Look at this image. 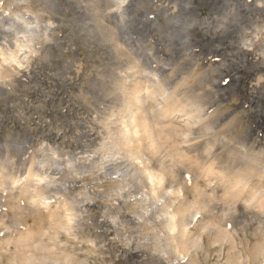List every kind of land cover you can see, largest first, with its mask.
<instances>
[{"label": "bare ground", "instance_id": "obj_1", "mask_svg": "<svg viewBox=\"0 0 264 264\" xmlns=\"http://www.w3.org/2000/svg\"><path fill=\"white\" fill-rule=\"evenodd\" d=\"M143 1L93 0L94 3H103L105 6L108 23L113 24L112 29L118 31L121 38L115 46L124 50L121 51L126 56L123 57L124 53L120 55L126 57L128 63L124 61L120 64L123 65L122 68L117 65L119 73L114 75L115 78H109L117 83L112 89L108 86V90L101 91L102 98L99 96L102 93L96 97L92 91L93 99L99 102H93L96 118L92 125L89 124L90 129L82 123L75 125L72 122L78 129V134L74 137L78 147L75 148H81L82 151L64 150L66 145L62 149L54 139L50 143L41 142L38 146V142L35 143L36 140L28 132L24 141L20 139L19 133L0 134V264H3L4 249L13 244L10 242L13 236L18 237H14L16 244L28 249L35 245L37 231L40 236L51 234L55 241L63 234L70 239L78 238L77 230L88 219L87 216L92 212L90 208L104 204V219L100 223L106 221L102 226L103 230L110 232L112 229L116 234L112 241L118 240L124 245L126 257L143 253L147 260L154 258L157 262L155 264H162L161 258L172 264H180L187 259L186 263L196 264L193 255L197 256L200 251L205 250V234L213 231L215 235L210 239V247L222 246L226 242L232 246L237 244L231 231L243 224L234 212L240 205L244 206V210L252 209L264 216V149L261 146V150L256 151L247 145H240L242 152L229 150L228 155L235 164L227 166L225 170L213 158V149L216 140L226 129L221 126V122L212 120L221 99L219 96H224V92H215L214 88H234V72L239 64L247 63L252 66L249 77L257 81L251 86L252 99L254 103L264 106V0H199L201 5L208 6L209 15L197 9L201 7L196 4L198 0H164L166 4H158V8L152 10L145 7L148 5H144ZM146 1L151 6V2H154V7L158 3L157 0ZM30 2L31 0H0V94L6 93L3 86L6 89L8 84L11 86L16 80L20 81L21 71L35 65L34 61L46 46L42 45L43 42L51 39L56 27L53 22H45L41 12L25 7L21 9L23 5L29 6ZM161 15L168 24L165 35L159 33ZM153 31L155 33L152 37L146 39L148 33ZM111 32L110 37L113 39L116 36ZM196 33L203 38H220V45L214 53L221 54L222 61L215 70L206 72L207 76L204 75L197 81L196 90L191 93L186 89L195 71L182 72L176 76V64H172L174 57L171 54L169 58L165 56L169 60L163 63V54L159 57L155 49L158 50V46H173V51L181 57L194 56ZM145 43L150 48L155 47V53H146ZM71 46L68 44L66 50L74 53L75 48ZM108 48L109 53L114 55L113 48ZM230 57L232 59H228ZM237 58L239 62L236 61ZM228 62L232 64L229 65ZM41 65L43 67L42 63ZM76 67L77 64L70 61L61 69L58 68L60 72L56 74V83H64L65 72H72ZM29 79L28 76L23 77V81ZM39 84L42 83L39 81ZM203 85L206 86V91L215 92L209 102L211 106L206 105L202 93L196 92ZM32 97L27 95V99ZM50 99L52 100L51 97ZM255 114V124L259 128H250L246 141L252 142V132L261 133L262 140L258 142L262 145L264 111H255ZM96 131L97 136L95 134L94 139L90 138ZM66 139L69 138L65 137V141ZM256 144L257 142L252 147L255 148ZM189 177L205 179L211 192L209 198L204 199L205 194L201 191L199 182L194 181L189 186ZM77 188L79 191L74 194ZM220 190L223 193L218 197ZM191 194L194 195L193 200L190 199ZM23 203L35 213L38 212L35 217L39 230L35 233L34 230H29L31 227L23 233L17 231L25 217L21 219V215L16 214V208L20 210ZM212 203L213 207L210 208ZM218 206L228 213L216 214ZM208 209L211 210L209 220L204 218L208 221H203L195 232L197 219ZM226 217L228 218L225 219ZM259 223L263 225L264 219ZM243 229L247 230V226ZM61 241L63 242L62 239ZM85 241L89 243V247L96 246L93 239ZM31 248L27 255L22 254L21 257L16 253L14 262H10L29 264L37 260L35 262L43 264L44 260L51 261L47 260L48 255L39 257L33 254L35 252L30 251ZM150 248L153 250L148 253ZM59 258L56 260L60 261ZM247 258L250 264H264V239L255 247L251 257ZM238 263L242 264L241 258Z\"/></svg>", "mask_w": 264, "mask_h": 264}, {"label": "rangeland", "instance_id": "obj_2", "mask_svg": "<svg viewBox=\"0 0 264 264\" xmlns=\"http://www.w3.org/2000/svg\"><path fill=\"white\" fill-rule=\"evenodd\" d=\"M157 1L158 3L157 4L155 3L156 5L155 7H154V2H151V4L153 3L152 6L149 5L146 0H144L143 3L144 5H148L145 7H148L149 9L151 8V10L152 8L156 9L158 4L159 5L163 3L166 4V1L164 0H157ZM30 3L31 4H29V6L23 5L21 9L23 10L25 8H30L35 12L37 11L41 12L43 14L42 18L44 19V21L53 22V25L55 24L56 27L52 31L53 36L51 37V39L45 40L43 42L42 45H46V46L43 49L40 48L42 52L38 55L39 57H37L36 60L34 61L35 65L33 64L31 69L30 68L26 69V71L23 70L24 73L21 71L22 74L20 73V75L22 76L21 77L19 76L20 81L16 80L15 83L12 84L11 86L8 84L6 89H5V86H3L6 93L0 94V134L14 135V134L19 133L20 139L24 141V137H26V133L28 132L29 134L31 133L32 138H34L33 140L34 141L36 140L35 143L38 142L37 143L38 146L40 145L41 142L42 144L43 142L50 143V141H53L54 139L55 141L58 142L59 146L61 145L60 146L61 148L66 145L64 147L66 149L62 148L64 150H71L74 152L76 150L82 151L81 148L79 149L75 148L76 146L78 147L77 141L75 140L76 135L78 134V129H77V126L75 125L78 123H82L87 128L90 129L91 126L89 124L91 123L92 125V122L95 120L94 119L96 118L94 114L95 104L93 102L95 101L98 103L99 101H97L96 99H93L94 94L92 93V91H94L97 97V95L102 93L104 90L106 91L109 88L112 89L113 87H115V83H117V81L115 82L113 79L112 81L109 78L110 77L115 78V76L119 73L118 70H120V68L118 67L121 66L120 64L124 63V61L125 63H128V59L126 57L123 58L125 55V53L123 52L124 50L118 49V47L116 48L115 46L117 41L121 39L119 32L118 31L116 32L115 30L112 29L113 24L108 23L109 19H108L107 11H105V6L103 5V3L101 4L94 3L93 0H31ZM196 4L197 6H201L197 8L198 10H202V12L205 15H209V8L207 5H201L199 0L196 1ZM159 19H160L159 33L165 35L167 25H168L167 20L164 19L162 15L159 17ZM110 31L115 33L116 37H113V39L110 37ZM154 33H155L154 31L153 33L152 32L148 33V37H145V38L150 39V37H152V34ZM194 38L196 39V44L193 45L194 46L193 53L195 54L194 56L182 55L183 57H181L179 54H176L173 51L172 49L173 46H169L166 48L165 46L164 47L158 46L157 49L159 50V52L158 50L155 49L159 57L162 56L161 57L162 62L164 59L163 63H165L166 60L167 61L169 60L165 56H168L169 58V55L171 54L174 57L175 60L173 61L175 63L172 62V64L173 65L176 64L175 69H174L176 76L180 75L182 72L195 71V74L190 79L189 85L186 89L188 92H191V93L192 91L196 90L197 81L200 78L202 79L204 75L207 76V74L210 73V71L215 70V68L217 67V64L221 63L222 61V55L221 54L216 55V53H214L216 48L220 45L219 37L216 39H213L210 36L203 38L199 33H196V35L194 34ZM47 44H53V45L47 46ZM68 44H71L72 45L71 47L75 48L73 51L74 53H69V51L66 50V48L68 47ZM223 45H226V44L224 43ZM145 46H146V43H145ZM108 47L113 48L114 55L111 52L109 53ZM154 48L155 47L153 46L151 48L150 46H146L144 48V51H146V53L150 52V54L155 53ZM51 49L53 52L51 51ZM161 50H162V53H161ZM120 54H122L123 57ZM161 54H163L164 56ZM118 56L119 58H117ZM149 58L151 59V57ZM228 59H232V58L230 57ZM70 61L73 64H77L76 69H74L72 72L70 71H67V73L65 72L66 75H65L64 83L63 82L61 83V81L59 83H56L57 82L56 74L60 72L59 69H61L64 65L70 63ZM129 61L131 60L129 59ZM236 61L239 62V58H237ZM47 62H49L50 65H48L49 63ZM41 63L43 64V67ZM44 64L45 66H47V68L44 66ZM228 64L231 65L232 63L228 62ZM239 65L241 66V68L240 66L237 65L238 69H236L234 72V76L236 77L234 78V81L236 83L234 82V88L233 86H231L233 89H230L231 88L230 86L222 87L223 89L213 87L215 92L217 91L218 92L221 91V93L224 92V96L223 95L219 96L221 97V99L219 100L218 105L216 106L215 115L213 116L212 120L215 122H221L222 124L221 126L225 127L226 129V131L223 134H220V136L218 137V140H216L215 147L213 149V152H214L213 158H216L219 164L222 167H224L225 170L227 169V166H234L233 164H235L234 160L231 159V157L228 155L229 150H234V151L236 150V151L242 152L243 149L240 147V145L241 146L247 145V147L251 149H255L256 151L261 150V146L264 149V146H263L264 143L261 145L258 142L262 140L260 136L261 133L252 132L251 137H250L252 142L246 141V138H249V136H247V133L250 131V128H252L253 130H256V128H259V125L255 124V118H256L255 111L258 113H261V111H264V106H260L254 103L253 101L254 99H252L253 98L252 97L253 88L251 86L252 84H255L257 82V81L251 80L249 77V74L251 73L250 69H252V66L248 65L247 63L239 64ZM183 69H186V70H183ZM27 70L30 73H28ZM36 70H39V71L36 72ZM112 71L115 73H113ZM40 73H42L43 76ZM235 73L237 75H235ZM27 74H31V75H27ZM27 76L30 78L29 80H27L29 83L27 81H23V77H27ZM34 77L35 78L38 77V78L35 79ZM44 78L47 81L48 80L49 81L47 82ZM38 80L42 84H39ZM107 80H109L110 82H108ZM66 81L68 82L66 83ZM108 86L109 88H107ZM104 87H106V89ZM205 87L206 86L201 87V89H197L196 92L202 93V95L205 97L206 105L211 106L212 104H210L209 102H211L210 100L213 99V94L215 92L206 91ZM59 91H61V93ZM209 94H210V97H208ZM27 95L28 97H32V96L33 97L30 99L29 98L27 99ZM43 96L44 98H42ZM99 96L100 98H102L103 93H102V96L101 94ZM50 97L52 98V100L50 99ZM45 98L47 101L45 100ZM21 99L23 100L21 101ZM69 100L71 102H69ZM79 101L81 104L79 103ZM76 108L81 110V111L78 110L79 114ZM61 109L63 110V112ZM82 109H83V112H82ZM23 110L26 112H23ZM57 110L59 112H57ZM70 113L72 114V116ZM57 114L59 116H57ZM76 115L78 118L76 117ZM56 117L57 119H55ZM72 118H73V121H72ZM64 119L66 120L64 121ZM58 121L60 122L58 123ZM72 122L73 124H75L74 126ZM68 124H70L72 127ZM56 126H59V127H56ZM60 127L62 128V130ZM66 128L69 131L66 130ZM57 130H60V131L57 132ZM97 130L99 131V129ZM21 131H24V132H21ZM98 131L93 132V135L91 134L90 138L94 139L97 136ZM65 134L66 136H64ZM65 137L69 139H66L65 141ZM11 138L12 137H10V139ZM72 140H75V141L72 142ZM256 142H257L256 147L253 148L252 145L255 146ZM69 143L70 144L72 143L73 145L71 144L72 145L71 146ZM203 162H205V160ZM198 178L199 177H197V179ZM195 179L196 177L191 179L190 186L193 185L194 181L199 182L200 187H201L200 189H202L201 191L205 194L204 199H207V197L209 198L211 192H210V188L207 187V183H205V179L204 180L200 178L198 180L197 179L195 180ZM216 181L218 182V180ZM80 189H83V187ZM104 189H106V187ZM77 191H79V188L76 189L74 194H76ZM222 193L223 192H221L220 190L218 193V197H220ZM74 194L72 193V195ZM190 199L191 200L194 199L193 194L190 195ZM213 204L214 203L210 205L211 206L210 208L213 207ZM104 206H96V207L90 208L92 212H90V215L87 216L88 219L87 218L85 219L86 221H84L83 223L84 225L83 224L82 226L80 225V228L78 229L79 231L77 230L79 236L77 234L76 237L78 238H75V239L67 238V236L63 234V236L61 235L62 238L60 237L59 239L60 242H59V240L57 241H55V239L53 240L52 239L53 236L51 234L46 235V236H40L39 234L40 232L37 231L39 230L38 229L39 224L37 222L38 220H36L37 217H35L37 216L35 214L38 212L35 213L34 210L25 206L24 203L22 207L20 208V210L16 208V214H18L19 216L21 215L20 217L21 219L25 217L24 221H22L23 223L19 227L21 230L19 228H17L19 230L17 229L16 230L23 233L24 231L26 232V230L31 227L29 229L30 231L34 230V233L35 231H37L36 233H38V236L36 235L37 237L35 238L36 243L34 246H32V248L33 247L34 248L32 249L31 247H29V249L31 248L30 251L35 252L33 254L39 255V257L40 255L41 257L42 255H45V257L48 255L47 260L49 259L51 261L48 262L44 260L43 264L44 263L46 264H66V263L67 264H79L78 262L80 263L85 262L86 264H155L157 263L154 260V258L147 257L149 259L147 260L143 253H137L134 255L131 254L126 257V252H124L126 251V249L124 248V245L122 243H119L118 240L112 241V239L116 237L115 236L116 234L112 232V229L110 232H105L102 228V226H104V224L106 223V221L100 223V221L104 219V217L102 216ZM209 209L205 213H203L202 216H199V218L197 219L196 227H194L195 232L199 230L203 221L205 222L209 220L208 218L211 212V210ZM234 210H236L234 212H236V214L239 216V221H242L243 223L242 225H238L235 228V230L231 231V233H233L232 236H234L235 241L238 245L235 244L234 246H232L226 242L222 246L216 245V246L210 247L209 242H210V239L215 235V232L213 231L211 233H206L204 237L205 250L200 251L199 255L197 256L193 255V259L195 260L196 264H239L240 262L238 263V261H240V258H241L242 264H250L247 257L248 256L251 257L252 253H254L255 251V247H257L259 243H262V240L264 239V232H261V231H264V224L262 225L260 224L261 222L259 223V221H263L264 216L255 210L253 211L252 209L244 210V206H241V205L238 206V208ZM215 211H216V214L219 213L220 215H224V214L226 215V213H228L226 212V210H224L223 207L220 208V206H218ZM11 213L15 214L14 211H11ZM204 218L208 220H205ZM227 218L228 217H226L225 219ZM244 226H247V230L243 229ZM14 237L15 236H13V238L10 240V242L12 241L13 244H10L9 248L4 249L5 253L3 252L2 254L3 264H9L11 262H14L13 259L16 256V253H18L17 254L18 256L20 255L22 256V254L27 255V252L29 249L23 247L20 244H16V239L18 237L16 236L17 237V238L15 237L16 239ZM61 239L63 240V242L61 241ZM87 239L95 240L96 246L89 247L88 246L89 243L85 241ZM150 250L152 252L153 248H150L148 250V253H150L149 252ZM23 252H26V253H23ZM28 255L30 256L29 253ZM58 258L60 259V261L56 260ZM65 259L69 260L68 261L69 263L66 262ZM185 259H187V257ZM61 260H65V261L63 262ZM35 261L37 260L32 261L33 264H39V263L42 264V262H40L39 260H38L39 262H35ZM52 261H57V262H52ZM186 262H188V259L185 262L183 260V262H180V264H188ZM161 263L162 264H172L162 258H161ZM252 264L254 263L252 262Z\"/></svg>", "mask_w": 264, "mask_h": 264}, {"label": "snow or ice", "instance_id": "obj_3", "mask_svg": "<svg viewBox=\"0 0 264 264\" xmlns=\"http://www.w3.org/2000/svg\"><path fill=\"white\" fill-rule=\"evenodd\" d=\"M227 82H228V81H225V83H227ZM188 180H189V186H190V184H191V178L189 177ZM181 195L183 196L184 193H181Z\"/></svg>", "mask_w": 264, "mask_h": 264}]
</instances>
